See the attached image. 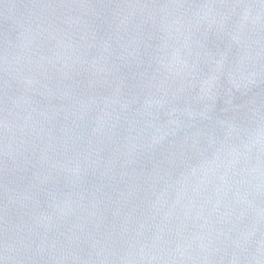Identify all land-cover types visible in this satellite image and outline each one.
<instances>
[{
	"label": "water",
	"instance_id": "95a60500",
	"mask_svg": "<svg viewBox=\"0 0 264 264\" xmlns=\"http://www.w3.org/2000/svg\"><path fill=\"white\" fill-rule=\"evenodd\" d=\"M0 264H264V0H0Z\"/></svg>",
	"mask_w": 264,
	"mask_h": 264
}]
</instances>
